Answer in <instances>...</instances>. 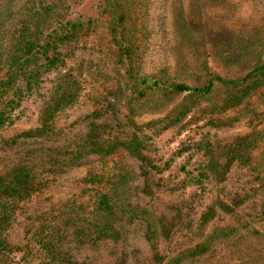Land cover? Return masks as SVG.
I'll use <instances>...</instances> for the list:
<instances>
[{"label": "rangeland", "instance_id": "1", "mask_svg": "<svg viewBox=\"0 0 264 264\" xmlns=\"http://www.w3.org/2000/svg\"><path fill=\"white\" fill-rule=\"evenodd\" d=\"M38 1L11 2L8 19L1 28L2 54L7 52L11 31L20 19L30 15ZM54 1L63 19L87 24L74 39L59 44L57 51L62 63L40 77L12 111L10 121L0 128V174L18 163L38 166L58 155L83 138L91 120L105 125L110 134L127 137L132 123L145 124L163 118L184 96L171 95L158 108H136L130 114L122 70L116 63L115 47L108 32L107 13L99 10L97 0ZM177 2L191 27L188 37L174 23ZM145 26L139 59L143 75L199 86L205 71L226 79L236 78L250 68L257 55L264 58V0H149ZM64 73L79 83L76 99L53 115L50 130L44 136H20L22 131L38 126L40 110L50 97L53 81ZM207 106L205 98L199 100L178 123L153 136L151 145L143 152L157 167H148V194L142 191L139 162L124 150L107 157L88 154L76 166L62 171L39 168L42 171L36 190L17 204L13 220L4 232L8 246L21 247L27 230L49 208L71 198L88 203L98 187L83 181L86 171L110 165L114 159H121L131 170L129 183L136 187L131 201L151 206L159 214L169 216L182 197L192 192L199 195L190 223L178 226L167 240L160 239L158 254L170 256L192 245L197 241L192 234L202 213L235 181L246 177V169L233 162L223 181L209 176L199 186H186L183 177L200 156L194 144L200 138L222 144L264 127V82L235 107L210 112ZM216 119L230 123L215 126L212 121ZM221 217L213 222H224ZM251 225L257 226L258 222ZM144 232L143 223L134 221L119 227L116 239L79 244L69 230L62 240L66 261L61 264H155ZM245 235L242 232L237 239L216 244L209 252L182 264H249L239 252L248 241ZM16 254L17 251L12 252Z\"/></svg>", "mask_w": 264, "mask_h": 264}, {"label": "trees", "instance_id": "2", "mask_svg": "<svg viewBox=\"0 0 264 264\" xmlns=\"http://www.w3.org/2000/svg\"><path fill=\"white\" fill-rule=\"evenodd\" d=\"M12 1L0 0V128L10 121L12 111L40 77L62 63L57 51L59 44L74 39L87 24L63 19L56 1L39 0L32 6L30 15L20 19L11 31L4 55L1 28L8 19ZM148 3L149 0H97L99 10L109 17L108 32L128 93V110L133 114L136 108L155 109L169 96L184 93L182 100L161 119L145 124L132 123L127 137L110 134L105 125L91 120L83 138L58 155L50 156L38 166L18 163L1 173L0 258L4 259L0 264H61L66 261L62 240L67 231H73L79 244L96 243L102 239H116L119 227L134 221L144 225V238L155 264H182L209 252L216 244L237 239L242 232L248 241L239 249L240 257L249 264H264V127L222 144L204 138L196 141L194 146L200 156L194 168L183 177L186 186H199L209 176L223 181L233 162L246 169V177L235 181L234 186L202 213L192 234L197 241L173 255L158 254V243L160 239L167 240L178 226L190 223L199 195L192 192L182 197L169 216L159 214L151 206L131 201L136 187L129 183L131 170L121 159H114L100 169L88 168L83 181L98 187L88 203L67 199L38 218L27 230L21 247H10L6 243L4 232L13 220L17 204L38 186V174L42 171L39 168L62 171L76 166L88 154L107 157L124 150L139 162L142 191L148 194V167H157L143 152L151 145L154 135L178 123L199 100L208 101V111L221 112L239 105L264 82V58L258 55L242 76L226 79L205 71L199 86L141 74L140 48L146 36ZM183 17L187 16L178 3L173 14L174 23L177 30L188 37L191 27ZM51 89L50 97L40 110L38 126L22 131L20 136L35 138L49 132L53 115L76 99L79 83L64 73L54 79ZM212 122L219 126L229 124L230 120ZM219 215L225 221L213 222ZM251 222H258V225L253 226ZM13 251L17 254L12 255Z\"/></svg>", "mask_w": 264, "mask_h": 264}]
</instances>
